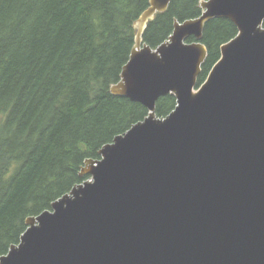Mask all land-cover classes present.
Instances as JSON below:
<instances>
[{
    "label": "water",
    "instance_id": "water-1",
    "mask_svg": "<svg viewBox=\"0 0 264 264\" xmlns=\"http://www.w3.org/2000/svg\"><path fill=\"white\" fill-rule=\"evenodd\" d=\"M173 0H149L115 96L148 117L81 168L87 181L26 221L0 264H264V0H202L156 49L143 36ZM237 36L200 87L206 25ZM194 38V42H188ZM177 105L157 116L158 101Z\"/></svg>",
    "mask_w": 264,
    "mask_h": 264
},
{
    "label": "trees",
    "instance_id": "trees-1",
    "mask_svg": "<svg viewBox=\"0 0 264 264\" xmlns=\"http://www.w3.org/2000/svg\"><path fill=\"white\" fill-rule=\"evenodd\" d=\"M202 0H173L144 33L156 49L176 21L201 16ZM149 0H0V258L20 242L26 221L90 177L88 159L148 117V110L111 87L136 43V22ZM238 34L227 19L210 21L197 87ZM191 38L188 42H194ZM174 96L157 104L164 118Z\"/></svg>",
    "mask_w": 264,
    "mask_h": 264
},
{
    "label": "bare ground",
    "instance_id": "bare-ground-1",
    "mask_svg": "<svg viewBox=\"0 0 264 264\" xmlns=\"http://www.w3.org/2000/svg\"><path fill=\"white\" fill-rule=\"evenodd\" d=\"M125 134V133H124Z\"/></svg>",
    "mask_w": 264,
    "mask_h": 264
}]
</instances>
